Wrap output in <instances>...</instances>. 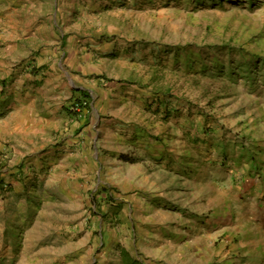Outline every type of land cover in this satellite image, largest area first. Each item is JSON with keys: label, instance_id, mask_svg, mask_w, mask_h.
<instances>
[{"label": "rangeland", "instance_id": "obj_1", "mask_svg": "<svg viewBox=\"0 0 264 264\" xmlns=\"http://www.w3.org/2000/svg\"><path fill=\"white\" fill-rule=\"evenodd\" d=\"M124 250L264 264V0H0V264Z\"/></svg>", "mask_w": 264, "mask_h": 264}, {"label": "trees", "instance_id": "obj_2", "mask_svg": "<svg viewBox=\"0 0 264 264\" xmlns=\"http://www.w3.org/2000/svg\"><path fill=\"white\" fill-rule=\"evenodd\" d=\"M250 1L253 2V0H250ZM80 93H81V95L87 97V95H86L85 92H80ZM124 158H126V157H124ZM120 253H121V257H122L121 258L122 259V264H146L144 261H141V260H139V259H137L135 257H132L129 254V252H126L125 250L124 251H121Z\"/></svg>", "mask_w": 264, "mask_h": 264}]
</instances>
